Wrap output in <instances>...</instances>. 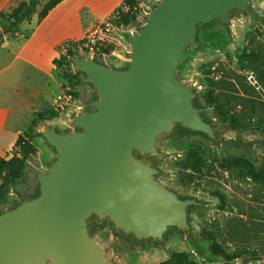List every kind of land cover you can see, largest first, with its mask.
<instances>
[{"label":"water","instance_id":"water-1","mask_svg":"<svg viewBox=\"0 0 264 264\" xmlns=\"http://www.w3.org/2000/svg\"><path fill=\"white\" fill-rule=\"evenodd\" d=\"M250 1L159 0L129 36L124 69L73 60L96 98L71 130L43 128L54 159L37 176V195L0 213V264H112L89 234L92 220L109 219L136 241L189 233L188 210L200 203L165 188L145 158L160 159L158 139L178 128L218 140L177 71L199 46V26L228 25Z\"/></svg>","mask_w":264,"mask_h":264},{"label":"rangeland","instance_id":"rangeland-1","mask_svg":"<svg viewBox=\"0 0 264 264\" xmlns=\"http://www.w3.org/2000/svg\"><path fill=\"white\" fill-rule=\"evenodd\" d=\"M47 1L41 0L38 10ZM137 1L135 23L114 27L109 40L100 46L106 52L99 49L91 54L80 50L79 42L64 46L61 55L67 50L70 55L63 64L54 65L55 96L65 95L67 105L59 112L51 105L40 110L57 116L45 114V119L36 123L34 133H30L35 154L25 162L21 177L2 196L0 213L22 199L34 197L38 174L54 159L53 149L42 137L43 128L71 130L72 116L88 110L89 103L96 98L85 76L74 71L73 60L90 58L116 70L127 66L128 38L138 31L147 13L159 2ZM4 25L0 19V31ZM196 41L199 46L185 51L186 58L177 74L191 87L195 106L201 109L203 119L215 128L219 138L211 141L202 134L176 129L158 139L156 149L162 156L160 159L154 156L145 159L159 170L155 179L165 188L179 198H194L200 205L188 210L189 233L171 229L161 242L136 241L115 231L109 219L92 220L89 234L112 264H161L173 253H182L195 264H264V183H254L247 176V169L232 164V160L241 159L258 173L264 172V71H261L264 0H251L248 11L233 14L228 25L214 22L199 26ZM219 79L227 82L234 98L243 102L252 99L256 103L253 125L247 129L232 128L207 105L208 80ZM235 109L240 114V106ZM14 150L9 151V156ZM134 155L138 157L137 152ZM213 243L214 249H238L245 258L226 261L213 251Z\"/></svg>","mask_w":264,"mask_h":264},{"label":"crops","instance_id":"crops-1","mask_svg":"<svg viewBox=\"0 0 264 264\" xmlns=\"http://www.w3.org/2000/svg\"><path fill=\"white\" fill-rule=\"evenodd\" d=\"M12 2L0 0V13ZM122 2L62 0L42 20L33 15L13 36L4 37L0 44V156L13 149L33 114L51 105L57 91L53 60L64 46L80 42Z\"/></svg>","mask_w":264,"mask_h":264},{"label":"trees","instance_id":"trees-1","mask_svg":"<svg viewBox=\"0 0 264 264\" xmlns=\"http://www.w3.org/2000/svg\"><path fill=\"white\" fill-rule=\"evenodd\" d=\"M62 0H48L40 10L38 7L41 0H23L17 1L13 0L11 6L5 12L0 13V19L5 23L4 28L0 31V44L2 43L4 37L13 36L18 28V26L23 21H29L33 15H36L37 20H42L48 12L54 8ZM137 0H123L121 7L116 11L119 14L117 20H115L114 26L127 27L131 23H135L136 14H137ZM75 45V44H74ZM105 51L102 47L98 50ZM70 50L66 51L65 55L59 56L57 59L53 60V65H61L68 60ZM253 55V54H252ZM260 60V58L257 57ZM261 65V64H260ZM262 70L264 71V64L262 65ZM234 87V84L231 83ZM230 87L227 86V82L223 79L208 80L207 88V105L213 108L216 116L223 122L228 123L234 129H247L250 127L253 121L255 114V102L252 99L242 101L241 98H234L232 93H230ZM234 89V88H232ZM215 92V93H214ZM232 95V96H231ZM238 100H241L240 102ZM231 101L234 104L231 105ZM195 104V99L193 100ZM240 106L241 110L238 114L235 111V107ZM45 114H51V116H57V113L49 111H40L33 114L32 119L29 122V125L25 132L17 137L15 140L13 149L16 152L9 156L10 152H6L3 156H0V200L2 196L6 193L8 186L13 183L15 180L19 179L23 173L25 162L35 154V148L30 143L31 135L34 127L38 121H43L45 119ZM179 129V128H178ZM181 131H185L179 129ZM188 132V131H185ZM191 133V132H189ZM14 150V151H15ZM232 164L236 166H242L247 169V176L254 183H264V172L258 173L250 164L241 159L232 160ZM38 189L36 190V194ZM14 207V206H13ZM12 207V208H13ZM215 245L213 243V251L221 256L226 261H231L234 259L245 258L243 252L238 249L224 250V249H214ZM161 264H195L192 261H189L187 257L182 253H173L170 255L169 259Z\"/></svg>","mask_w":264,"mask_h":264},{"label":"built area","instance_id":"built-area-1","mask_svg":"<svg viewBox=\"0 0 264 264\" xmlns=\"http://www.w3.org/2000/svg\"><path fill=\"white\" fill-rule=\"evenodd\" d=\"M119 14L113 12L107 19L97 23L95 27L89 31L79 42L80 50L93 54L100 46L109 40V33L114 29V21L117 20ZM68 98L63 94H57L51 104L55 112H59L67 105Z\"/></svg>","mask_w":264,"mask_h":264},{"label":"flooded vegetation","instance_id":"flooded-vegetation-1","mask_svg":"<svg viewBox=\"0 0 264 264\" xmlns=\"http://www.w3.org/2000/svg\"><path fill=\"white\" fill-rule=\"evenodd\" d=\"M175 230V229H174Z\"/></svg>","mask_w":264,"mask_h":264}]
</instances>
